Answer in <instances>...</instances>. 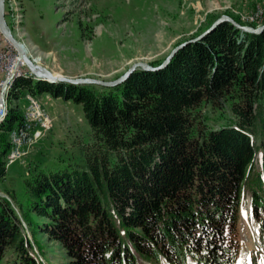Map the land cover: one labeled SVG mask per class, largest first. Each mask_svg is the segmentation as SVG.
Instances as JSON below:
<instances>
[{"label":"trees","instance_id":"obj_1","mask_svg":"<svg viewBox=\"0 0 264 264\" xmlns=\"http://www.w3.org/2000/svg\"><path fill=\"white\" fill-rule=\"evenodd\" d=\"M21 90L79 103L93 137L81 167L33 169L22 179L25 207L17 200L69 264H234L245 192L264 234V27L222 21L165 66L135 68L112 86L18 75L8 99ZM200 102H226L231 123L207 126L196 115ZM7 108L0 177L4 132L21 119L14 104ZM0 260L42 264L2 195Z\"/></svg>","mask_w":264,"mask_h":264},{"label":"rangeland","instance_id":"obj_2","mask_svg":"<svg viewBox=\"0 0 264 264\" xmlns=\"http://www.w3.org/2000/svg\"><path fill=\"white\" fill-rule=\"evenodd\" d=\"M223 13L240 24L257 26L264 23V0H3L4 23L29 51L32 62L40 59L38 64L57 75L104 80L119 76L133 61H161L175 44L197 35ZM3 36L0 32V48L7 47ZM21 67L28 74V66ZM30 76L36 78L32 73ZM87 84L95 89L106 86ZM27 93L21 90L16 98L7 97V106L14 104L21 112ZM35 97L49 114L51 125L11 163H6L8 147L3 155L5 173L0 177V195L10 201L21 219L37 259L42 264H69L56 240L31 228L17 200L24 208L22 179L33 169L81 167L93 137L79 103L45 92ZM196 115L209 127L232 121L226 102L221 106L200 102ZM9 130L4 132L8 142ZM29 216L31 220L37 218L33 213ZM236 227L234 264H264V235L259 234L250 214L246 192L238 205ZM8 252L5 250L6 255ZM157 264L168 263L161 258Z\"/></svg>","mask_w":264,"mask_h":264},{"label":"water","instance_id":"obj_3","mask_svg":"<svg viewBox=\"0 0 264 264\" xmlns=\"http://www.w3.org/2000/svg\"><path fill=\"white\" fill-rule=\"evenodd\" d=\"M222 21H228L234 24L235 26L243 30H246V31L258 32L264 27V23L259 24L257 26L240 24L237 21H235L230 15L223 13V14L218 15L203 31H201L197 35L191 38L183 39L182 41L175 44L159 63L151 64L143 60H136V61H133L130 65H128L127 68L119 76L113 79H110V80H104V79H99V78L89 77V76H69L65 74L53 75L49 69L45 68L44 66L38 63L32 62L28 58L26 53L24 52V49L22 47H19L20 44L14 39V37L8 31L4 23V17H3V0H0V32L14 44V46L17 48L19 52V55L25 61L27 66L31 69L33 74L36 75V78H43L48 81H66V82H71V83H87L88 82V83H99V84L106 85V86H112L124 80L127 77V75L135 68L139 67V68L147 69V70H155V69L165 66L167 62L169 61V59L171 58V56L174 54V52L178 48L182 47L183 45H185L186 43L190 41L201 38L204 34L214 29ZM35 68L41 69L42 73L39 74L35 72L34 71Z\"/></svg>","mask_w":264,"mask_h":264},{"label":"built area","instance_id":"obj_4","mask_svg":"<svg viewBox=\"0 0 264 264\" xmlns=\"http://www.w3.org/2000/svg\"><path fill=\"white\" fill-rule=\"evenodd\" d=\"M7 47L0 48V90L1 85L6 81V72L12 68H22L27 65L21 58L11 42L6 37H1ZM15 61H19L14 67ZM29 68V67H28ZM26 103L21 110V119L15 123V129L12 131L14 145L12 150L7 153L6 163H11L14 159L25 152L27 145L32 143L37 137L42 136L44 131L50 127L51 118L49 114L39 103L37 97L25 98Z\"/></svg>","mask_w":264,"mask_h":264},{"label":"bare ground","instance_id":"obj_5","mask_svg":"<svg viewBox=\"0 0 264 264\" xmlns=\"http://www.w3.org/2000/svg\"><path fill=\"white\" fill-rule=\"evenodd\" d=\"M12 46H13V44H12ZM19 47L24 48L21 45ZM16 52L19 53L17 48H16ZM24 52L26 53L27 56H29L30 53H29L28 50H25V48H24ZM39 61H40V59L37 58V60L34 63H39ZM19 63H20L19 61H17V62L15 61V63L12 65V67H14L16 64H19ZM28 69H29L28 70V74L26 73V71L24 72L23 71L24 69H22V68H12L8 72H6V81L1 85V90H0V122L4 118V116L6 114V111L8 109L7 108L8 89L10 87V84H11L12 80L14 79V77H16L18 75L30 76L31 73L33 74L31 69L30 68H28ZM34 71L39 73V74L42 73V70L38 69V68H35ZM52 74L53 75H57V74H54V73H52ZM29 97H35V96L32 95V94H27L26 98H29ZM14 129H15V125L9 130V144H10V148H9L8 153L12 150L13 145H14V137L12 136V131H14Z\"/></svg>","mask_w":264,"mask_h":264}]
</instances>
